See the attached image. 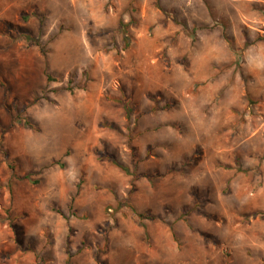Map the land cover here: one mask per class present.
<instances>
[{
  "label": "rangeland",
  "instance_id": "rangeland-1",
  "mask_svg": "<svg viewBox=\"0 0 264 264\" xmlns=\"http://www.w3.org/2000/svg\"><path fill=\"white\" fill-rule=\"evenodd\" d=\"M255 221L264 0H0L4 255L234 264Z\"/></svg>",
  "mask_w": 264,
  "mask_h": 264
},
{
  "label": "crops",
  "instance_id": "crops-1",
  "mask_svg": "<svg viewBox=\"0 0 264 264\" xmlns=\"http://www.w3.org/2000/svg\"><path fill=\"white\" fill-rule=\"evenodd\" d=\"M41 8L44 7L40 6V9ZM32 14H33V19H39L40 17H42V15H40L39 13H32ZM254 223L255 224H253L249 228L254 230L256 229L255 233L257 234H254L253 232H251L250 234L242 233V234H237L234 237H230L228 235L227 237L222 239L223 240L222 242L223 243L225 242V244L229 247V248H225L223 252L225 251L228 253L230 252L234 264H264V223L261 222L256 223V221ZM2 230H3L2 224L0 223V264H2L1 261L4 257H10L9 258L10 263L17 262L18 264L19 260H23L24 264H34L36 260V255H40V257H42L41 255L45 254V253L40 254L38 250L36 253L35 252L29 253L26 259L23 258L24 254L19 252H15L10 256H8L7 254L4 255ZM228 239L232 240L233 242L231 243ZM161 252H162V248H161ZM222 256H226L225 253H223ZM59 259L64 260L62 259V257H60ZM48 260H50V258L44 256L43 264H46Z\"/></svg>",
  "mask_w": 264,
  "mask_h": 264
},
{
  "label": "trees",
  "instance_id": "trees-1",
  "mask_svg": "<svg viewBox=\"0 0 264 264\" xmlns=\"http://www.w3.org/2000/svg\"><path fill=\"white\" fill-rule=\"evenodd\" d=\"M29 42H31L32 44H34V46H36V47H38L39 49H40V52H41V54L44 56V57H46L47 56V51H46V49H45V47L40 43V42H38V41H35L34 42V40H33V38L32 37H29ZM126 47H127V45H126ZM51 79L49 78V81H50ZM142 217H144V215H141Z\"/></svg>",
  "mask_w": 264,
  "mask_h": 264
}]
</instances>
